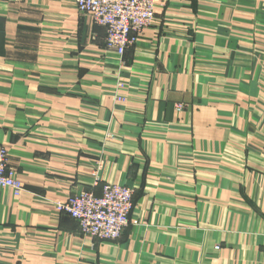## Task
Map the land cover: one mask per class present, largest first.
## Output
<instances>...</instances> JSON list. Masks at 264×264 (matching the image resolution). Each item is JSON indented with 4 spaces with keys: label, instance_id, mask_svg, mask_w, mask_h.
Masks as SVG:
<instances>
[{
    "label": "crops",
    "instance_id": "obj_1",
    "mask_svg": "<svg viewBox=\"0 0 264 264\" xmlns=\"http://www.w3.org/2000/svg\"><path fill=\"white\" fill-rule=\"evenodd\" d=\"M122 56L76 0H0V264H264V0H154ZM133 190L114 241L57 203Z\"/></svg>",
    "mask_w": 264,
    "mask_h": 264
},
{
    "label": "built area",
    "instance_id": "obj_2",
    "mask_svg": "<svg viewBox=\"0 0 264 264\" xmlns=\"http://www.w3.org/2000/svg\"><path fill=\"white\" fill-rule=\"evenodd\" d=\"M78 10L105 29L104 45L119 56L133 44L154 19V0H76ZM7 152L0 147V188L14 196L23 190L14 171L7 166ZM133 190L125 184L103 183L101 194L88 190L70 194L57 203L61 213L76 221L82 235L99 241L117 240L130 222Z\"/></svg>",
    "mask_w": 264,
    "mask_h": 264
}]
</instances>
